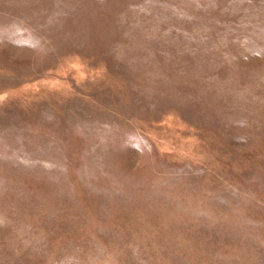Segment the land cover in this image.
Wrapping results in <instances>:
<instances>
[{"label":"rangeland","instance_id":"374dc122","mask_svg":"<svg viewBox=\"0 0 264 264\" xmlns=\"http://www.w3.org/2000/svg\"><path fill=\"white\" fill-rule=\"evenodd\" d=\"M0 264H264V0H0Z\"/></svg>","mask_w":264,"mask_h":264}]
</instances>
